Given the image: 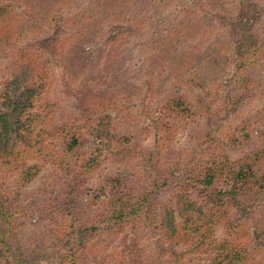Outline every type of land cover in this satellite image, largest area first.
Listing matches in <instances>:
<instances>
[{
	"label": "rangeland",
	"instance_id": "1",
	"mask_svg": "<svg viewBox=\"0 0 264 264\" xmlns=\"http://www.w3.org/2000/svg\"><path fill=\"white\" fill-rule=\"evenodd\" d=\"M182 1L193 21L169 29L173 11L148 0H0L21 17L0 43V264L213 263L222 228L201 247L192 239L188 262L148 219L193 167L262 150L264 172V0ZM171 36L174 49L152 47ZM210 56L218 66L203 72ZM262 186L228 214L239 255L227 264H264ZM114 202L141 220L113 226Z\"/></svg>",
	"mask_w": 264,
	"mask_h": 264
},
{
	"label": "trees",
	"instance_id": "2",
	"mask_svg": "<svg viewBox=\"0 0 264 264\" xmlns=\"http://www.w3.org/2000/svg\"><path fill=\"white\" fill-rule=\"evenodd\" d=\"M199 1L207 2L208 0ZM148 4L158 13H164L162 12L164 10L165 12L169 10L173 11L171 19L168 20L169 29L171 27H185L193 21L191 5H184L182 0H148ZM4 15L5 17L1 18V16ZM89 15H91V7H87L75 13L73 16L68 17L66 22L69 23L68 26L72 28ZM3 18L7 20L9 24L0 43L6 45L11 36L15 34L14 30H10L11 28L15 29V26L12 27V25L16 24L17 26L21 17L15 12L13 6L8 3L4 4L0 2L1 22ZM130 19L133 21L135 29H141L145 18L132 14L130 15ZM170 39V46H167L168 43L166 42H155L152 44V47L159 48V50L163 49L164 51L165 47L174 49L179 45V40L177 38L171 36ZM193 49L194 46L189 50ZM16 53L22 56L28 52H22V50L19 49ZM207 59L208 61H205V58L202 60L204 62L203 68L205 69L203 72H205L206 69H213L214 66H218L214 56L207 57ZM205 63L207 66H205ZM158 73L160 74L159 71ZM179 81L181 82L184 80ZM27 91L25 92L29 94ZM23 103L29 102L25 99ZM179 105H181V103L174 104L173 106L177 108ZM166 107V105H163L160 110L163 111ZM3 118H5V116L0 114V122ZM70 137V143H65L67 149H71L72 146L76 144V140L73 139L74 136L71 135ZM5 147L6 145L0 147L1 154L5 152ZM262 152V150L255 152L251 158L238 165L228 166L224 161L214 164L212 161V166L203 168L202 170L198 167H193L191 171H188V173L191 174V176H187L189 182L178 185L176 190L172 189L168 200L159 206L162 211L161 214L148 219L151 223H154L158 219L160 240L162 239V241L168 245L186 246L187 249L184 253H191L188 262H193L194 260L191 257H195V254L192 252L193 248L190 246L192 239L196 244L195 247H201L204 241H208L210 237H213V227L219 226L220 229L222 228L224 230L226 238H223L220 243H216V241L212 242L214 243L213 246H215L213 247L211 255H209L204 262H213L211 264H227V262H234L236 260L235 256L239 255V250H232L231 247L234 244V237L237 236L234 231L238 226L232 224L233 219L228 214L235 208L236 203H238L240 199L243 201L249 200L253 192L259 188L260 180L264 179V172H262L261 167H259L262 166V159L260 158ZM262 190H264V186L261 187V191ZM145 198L148 197L145 196ZM115 203L119 204V202H114L112 204ZM116 204L113 205L114 210L109 213L108 216H105L107 222H113V226L116 225L115 221H117V223H122L123 220L129 219L131 221L141 220L140 214L142 212L139 207H127L123 204L124 206L120 205L123 211L118 214L119 208ZM262 235L263 234H261L260 239L264 238Z\"/></svg>",
	"mask_w": 264,
	"mask_h": 264
}]
</instances>
